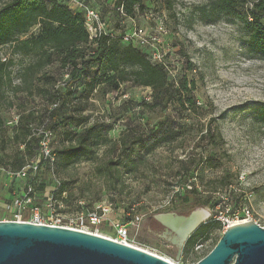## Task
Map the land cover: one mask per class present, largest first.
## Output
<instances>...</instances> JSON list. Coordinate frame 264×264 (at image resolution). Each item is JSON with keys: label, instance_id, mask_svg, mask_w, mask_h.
I'll return each mask as SVG.
<instances>
[{"label": "rangeland", "instance_id": "374dc122", "mask_svg": "<svg viewBox=\"0 0 264 264\" xmlns=\"http://www.w3.org/2000/svg\"><path fill=\"white\" fill-rule=\"evenodd\" d=\"M142 2L144 9L138 11V29L146 30L156 48L167 53L165 62L173 67L171 76L175 72L195 81V96L202 111L199 114L179 110L151 111L142 104L152 101V89L128 85L109 93L96 91L86 114L90 122L109 124L107 135L113 141L120 138L128 124L137 129L139 138L150 126L167 118L164 129L185 140L184 147L152 148L148 143L145 146L138 143L134 149L138 171L126 174L124 183L113 190L107 180L96 173L97 163L109 157V149L101 148L96 159L62 171L50 164L42 150L45 143H42L36 155L28 160V178L16 179L12 169L0 165L5 169L0 171V220H18L16 215L20 209L14 200L28 186L37 194L32 207L41 204L43 212L47 213L43 198L57 192L65 182L66 191L61 197L63 207L58 213L66 221L102 204L111 210L98 231L117 238L115 223H130L143 216L139 227L129 224L131 243L178 264H196L223 235V216L233 217L248 207L252 220L264 227V55L247 49L248 34L238 19L224 17L216 23H203L194 16V6L207 0ZM2 4L0 0V7ZM151 47L146 50L152 52L154 47ZM181 48L186 56L180 53ZM11 54L9 45L0 46V56L6 58ZM15 58L17 74L21 64H27L30 59L20 55ZM49 70L58 71L57 65ZM68 78L64 75L61 79ZM83 83H77L79 92L85 90ZM10 97L14 106L6 102L0 105V115L6 123V137L0 133V140L7 142L6 152H0V158L8 164L6 156H21L24 151V146L7 140L13 137L17 126L14 118L23 110L48 106L41 96L26 98L24 93L10 91ZM209 124L216 135L217 130L222 133V138L215 137L216 145L211 143L214 137L201 139ZM47 126L46 119L38 127L41 131ZM60 131H49L47 144L53 154ZM190 156L189 163L181 164L180 160ZM209 196L212 199L208 200ZM199 204L198 208L210 213L203 223L213 221L216 227L203 241L202 248H186V243L182 248L174 245L164 235L165 227L155 216L169 212L188 215ZM27 214L22 212L23 220L28 219Z\"/></svg>", "mask_w": 264, "mask_h": 264}, {"label": "trees", "instance_id": "16d2710c", "mask_svg": "<svg viewBox=\"0 0 264 264\" xmlns=\"http://www.w3.org/2000/svg\"><path fill=\"white\" fill-rule=\"evenodd\" d=\"M1 1L0 46L9 45L12 54L6 58L0 56V105L6 102L14 106L10 97V91H13L14 94L24 93L26 98L41 96L48 106L22 111L13 137L7 140L24 146V151L21 156H6L9 164L0 158V165L13 171L23 169L36 155L45 131L61 129L54 148L53 166L66 171L83 161L96 159L98 150L107 148L110 155L97 163L96 173L115 190L124 183L126 174L138 171V157L134 156L138 143L142 146L148 143L152 148L184 147L185 140L164 129L167 118L150 126L139 138L137 129L128 124L120 138L113 141L107 135L110 125L90 122L86 112L96 91L109 93L131 85L152 89V101L142 104L151 111L179 110L199 114L202 108L195 96L194 80L190 81L186 75L171 76V64H154L149 52L139 45L111 41L105 36L90 40L84 15L70 9L66 0ZM121 4L131 17H137L138 11L144 9L142 0H125L124 3L119 0L117 5ZM104 11L107 14L108 11ZM193 15L203 23H216L224 17L238 19L248 34L247 49L264 55V0H207L194 6ZM180 53L186 56L183 48ZM16 55L30 59L27 64H21L17 74ZM54 65H57L56 72L49 70ZM189 69H192L191 65ZM64 75L69 78L61 79ZM80 81H84L82 92L77 86ZM59 84L63 86L59 87ZM46 119L48 126L40 132L38 126ZM5 129V120L0 115V133L4 137ZM217 131L216 135L209 124L201 139L214 137L211 143L216 145L215 137L222 138L221 131ZM0 143V152H6L7 142L0 140ZM191 157L180 160L181 164L189 163ZM65 191L66 183L62 182L54 194L61 198ZM200 206L196 205L192 210ZM215 227L213 221L202 223L186 242V248L207 240Z\"/></svg>", "mask_w": 264, "mask_h": 264}, {"label": "water", "instance_id": "95a60500", "mask_svg": "<svg viewBox=\"0 0 264 264\" xmlns=\"http://www.w3.org/2000/svg\"><path fill=\"white\" fill-rule=\"evenodd\" d=\"M197 209L189 216L169 212L155 218L160 223L159 215L163 214L189 218ZM177 218L173 220L175 224ZM202 223L193 226L186 235H180L182 241L178 247L182 248ZM161 224L166 234L175 233L170 226ZM0 264L174 263L99 234L48 224L0 220ZM196 264H264V227L255 221L230 226L213 249Z\"/></svg>", "mask_w": 264, "mask_h": 264}, {"label": "built area", "instance_id": "2783aa9c", "mask_svg": "<svg viewBox=\"0 0 264 264\" xmlns=\"http://www.w3.org/2000/svg\"><path fill=\"white\" fill-rule=\"evenodd\" d=\"M70 9L75 12L82 13L85 18V25L89 32L90 40H96L102 36L108 37L111 41H121L124 44H132L136 47L138 45L144 49L148 47H154L152 52H149L150 58L154 64H165V56L167 53H163L157 46L152 43L151 36H149L144 29H138L137 20L138 17L128 16L125 12L124 5H117L119 0H66ZM125 0H122L124 3ZM107 10V14L104 9ZM127 22V23H126ZM129 23V25H128ZM164 33L166 29H163ZM155 40V38H153ZM151 47V48H152ZM172 73V71H170ZM175 76V72L172 74ZM20 120V115L14 118V122L17 125ZM41 130L40 132H44ZM51 133L45 131L44 138L41 142L45 143L42 150L45 152L50 164H53L55 155L49 149L48 140ZM28 167H24L19 171H13L12 175L16 179L28 178ZM5 170L0 167V171ZM16 194V193H15ZM36 192L32 186H28L23 193H21L14 200L15 205L20 209V213L16 215L17 221L31 222L35 224H48L53 226H61L81 231H86L94 234H98V228L105 221L106 216L110 213L111 207L104 206L102 204L97 205L92 210L81 212L76 218L66 221L58 213V209L63 207L61 198H57L55 194L45 195L43 200L47 206V213H44L41 205L32 207ZM22 212H27L26 217L28 219L23 220ZM143 216H138L130 222L132 225L140 226ZM224 231L232 225L240 224L252 220V211L250 208H244L241 214H236L233 217L223 216L221 218ZM130 223H115L117 229V238H111L113 240L134 246L130 242ZM92 229H90V227ZM100 235V234H99ZM204 246L203 242L196 246L197 249ZM136 247V246H135ZM141 248V247H138ZM142 249V248H141Z\"/></svg>", "mask_w": 264, "mask_h": 264}, {"label": "bare ground", "instance_id": "6f19581e", "mask_svg": "<svg viewBox=\"0 0 264 264\" xmlns=\"http://www.w3.org/2000/svg\"><path fill=\"white\" fill-rule=\"evenodd\" d=\"M166 214H168V213H166ZM166 214L159 215V219H160L161 223L170 226L174 230L175 233H170V234L164 233V235L168 239H170L171 242L173 241L172 243L177 245V246L181 245L182 239H181L180 235H186L188 230H190L193 226L197 225L198 223H202L203 221H205L207 218L210 217L209 211L204 209V208L197 209L189 218H177V215H175V214H169V215H166ZM178 216H180V215H178ZM188 216H185V217H188ZM175 218L178 219V222L176 224L173 222V220ZM98 234H100V233H98ZM100 235L106 236L103 234H100ZM106 237H108V236H106ZM108 238H111V237H108ZM134 246H136V245H134ZM136 247H138V246H136ZM142 249H144V248H142ZM144 250L151 252L147 249H144ZM151 253H153V252H151ZM153 254L158 255L156 253H153ZM158 256H160V257H162V258H164V259H166V260H168L174 264H178L169 258H166V257L161 256V255H158Z\"/></svg>", "mask_w": 264, "mask_h": 264}]
</instances>
